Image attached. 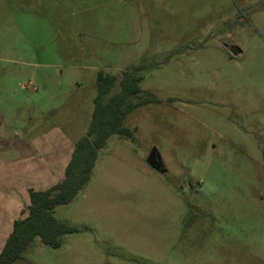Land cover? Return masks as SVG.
Listing matches in <instances>:
<instances>
[{
	"label": "rangeland",
	"instance_id": "rangeland-1",
	"mask_svg": "<svg viewBox=\"0 0 264 264\" xmlns=\"http://www.w3.org/2000/svg\"><path fill=\"white\" fill-rule=\"evenodd\" d=\"M231 50L237 54L232 55ZM146 100L30 264H264V0H0V114L21 139L88 129L98 72ZM154 151L158 167L147 164Z\"/></svg>",
	"mask_w": 264,
	"mask_h": 264
},
{
	"label": "trees",
	"instance_id": "trees-1",
	"mask_svg": "<svg viewBox=\"0 0 264 264\" xmlns=\"http://www.w3.org/2000/svg\"><path fill=\"white\" fill-rule=\"evenodd\" d=\"M139 70V67H133L130 71H123L119 81L120 91L111 96L108 93L115 76L97 73L91 120L85 134L74 143L63 179L44 190H28L26 215L13 221L11 232L0 250V264H30L24 252L35 238L42 245L57 249L62 245L63 236L89 231L85 226L77 228L56 220L54 209L72 201L89 181L97 153L110 136L134 140L132 132L123 127V122L136 107L146 103V100L128 102L129 98L140 94Z\"/></svg>",
	"mask_w": 264,
	"mask_h": 264
},
{
	"label": "crops",
	"instance_id": "crops-1",
	"mask_svg": "<svg viewBox=\"0 0 264 264\" xmlns=\"http://www.w3.org/2000/svg\"><path fill=\"white\" fill-rule=\"evenodd\" d=\"M2 117L0 114V250L13 221L26 215L28 190H44L62 180L75 143L58 131L21 139Z\"/></svg>",
	"mask_w": 264,
	"mask_h": 264
},
{
	"label": "water",
	"instance_id": "water-1",
	"mask_svg": "<svg viewBox=\"0 0 264 264\" xmlns=\"http://www.w3.org/2000/svg\"><path fill=\"white\" fill-rule=\"evenodd\" d=\"M231 54L232 55H236L237 51L236 50H231ZM146 162H147L148 165H150L152 167H158V162L155 159L154 151L149 153V155L147 156Z\"/></svg>",
	"mask_w": 264,
	"mask_h": 264
}]
</instances>
